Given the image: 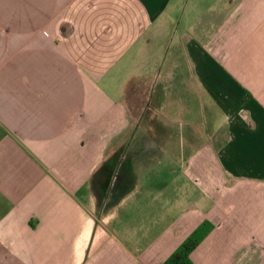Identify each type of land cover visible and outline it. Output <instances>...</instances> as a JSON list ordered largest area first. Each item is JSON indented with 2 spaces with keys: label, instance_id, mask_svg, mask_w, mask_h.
<instances>
[{
  "label": "crops",
  "instance_id": "0c3cea01",
  "mask_svg": "<svg viewBox=\"0 0 264 264\" xmlns=\"http://www.w3.org/2000/svg\"><path fill=\"white\" fill-rule=\"evenodd\" d=\"M155 152L177 192L136 188ZM204 221L193 264H264V0H0V264H163Z\"/></svg>",
  "mask_w": 264,
  "mask_h": 264
},
{
  "label": "rangeland",
  "instance_id": "374dc122",
  "mask_svg": "<svg viewBox=\"0 0 264 264\" xmlns=\"http://www.w3.org/2000/svg\"><path fill=\"white\" fill-rule=\"evenodd\" d=\"M134 98V92H129L127 95V99H129V102H132L131 100ZM134 102V101H133ZM132 102V104H134ZM134 121V117L132 118ZM220 135H223L220 134ZM124 147L120 152L121 159L123 160L124 167H127L129 165L130 160H134V148L136 144L134 142V129L132 132L124 135L123 139ZM143 144V143H141ZM176 153H179L180 151H183L184 149L181 148H175ZM173 152V151H172ZM172 152L164 154H158L155 152V155H151L153 158L149 157L151 159L150 162H147V165L138 166V171L141 175L140 180L138 181L136 188L139 189H147V190H157L162 189L164 184L169 185V190H172L174 192H177V187L174 188V186H177L178 182H182L183 178L180 176L182 171L180 170L178 165L172 164V160L174 155ZM171 160V161H170ZM143 167V168H141ZM179 193V192H178Z\"/></svg>",
  "mask_w": 264,
  "mask_h": 264
},
{
  "label": "trees",
  "instance_id": "16d2710c",
  "mask_svg": "<svg viewBox=\"0 0 264 264\" xmlns=\"http://www.w3.org/2000/svg\"><path fill=\"white\" fill-rule=\"evenodd\" d=\"M214 225L209 221L200 224L188 238L165 260L163 264H193L191 253L202 240L212 231Z\"/></svg>",
  "mask_w": 264,
  "mask_h": 264
}]
</instances>
